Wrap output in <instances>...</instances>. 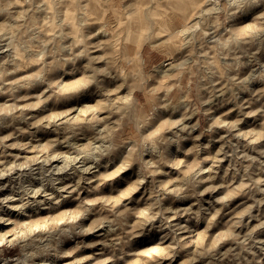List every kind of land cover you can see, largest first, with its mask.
<instances>
[{
    "label": "rangeland",
    "instance_id": "rangeland-1",
    "mask_svg": "<svg viewBox=\"0 0 264 264\" xmlns=\"http://www.w3.org/2000/svg\"><path fill=\"white\" fill-rule=\"evenodd\" d=\"M220 1L0 0V264H264V0Z\"/></svg>",
    "mask_w": 264,
    "mask_h": 264
},
{
    "label": "bare ground",
    "instance_id": "bare-ground-1",
    "mask_svg": "<svg viewBox=\"0 0 264 264\" xmlns=\"http://www.w3.org/2000/svg\"><path fill=\"white\" fill-rule=\"evenodd\" d=\"M211 1H215L213 4V6L212 7H209V8H205L203 11H202V13H207V12H209L211 9H214L216 12H221L223 9H224V7H223V3L220 1V0H211ZM229 1V3H230V5L231 6H233L235 3H236V1L237 0H228ZM209 2H210V0H209ZM237 2H239V1H237ZM241 2V1H240ZM257 1L255 0V3H256ZM212 3V2H211ZM210 3V4H211ZM208 4V3H207ZM236 5V4H235ZM239 5V4H238ZM243 6V5H242ZM258 10H259V8H258ZM199 12V11H198ZM199 15V14H198ZM198 15H196L197 17H200V16H198ZM197 17H195V18H197ZM262 17V16H261ZM264 17V16H263ZM194 18V19H195ZM218 21V20H217ZM199 27H201L200 26V20H196V21H194L192 24H191V26L189 27V28H187L186 29V31L185 32H187V30L190 32L191 31V33H192V30H196L197 28H199ZM206 28V27H205ZM202 30V29H201ZM204 30V29H203ZM202 30V31H203ZM205 31V30H204ZM203 31V32H204ZM206 32V31H205ZM204 32V33H205ZM210 32H212V31H210ZM212 34H213V32H212ZM185 35H187V34H185ZM190 35V34H189ZM210 35V34H209ZM188 36V35H187ZM215 36V35H214ZM251 37V36H250ZM215 39V38H214ZM211 40H213L212 38H211ZM216 40H217V38H216ZM264 40V39H263ZM187 42V41H186ZM251 52V51H250ZM252 54H253V52H251ZM243 54V53H242ZM247 55V54H246ZM252 56V55H251ZM243 58V57H242ZM249 59V58H248ZM258 59V58H257ZM238 60V59H237ZM247 60V59H246ZM250 60V59H249ZM248 62V61H247ZM241 63H243V62H241ZM250 63V62H249ZM260 63V62H259ZM168 64V63H167ZM264 64V63H263ZM244 65V64H243ZM245 66V65H244ZM170 67H172V66H170ZM169 67V68H170ZM257 67V66H256ZM173 68V67H172ZM174 69V68H173ZM254 69V68H253ZM161 71H163L164 73H168L167 72V70H168V68H162V69H160ZM244 77V76H243ZM258 78H259V76H258ZM251 79V78H250ZM253 79V78H252ZM251 79V80H252ZM242 80H244V79H242ZM250 81V80H249ZM253 82V81H252ZM256 82V81H255ZM77 88V87H76ZM252 88V87H251ZM221 92V91H220ZM253 92V91H252ZM262 92V91H261ZM216 96V95H215ZM259 98V97H258ZM250 108V107H249ZM260 108V107H259ZM262 108V107H261ZM192 117V116H191ZM71 119V118H70ZM55 121V120H54ZM66 121V120H65ZM68 122V121H67ZM63 123V122H62ZM57 125V124H56ZM58 126V125H57ZM181 128V127H180ZM180 130V129H179ZM66 136V135H65ZM71 137V136H70ZM69 138V137H68ZM74 140V139H73ZM68 143V142H67ZM66 143V144H67ZM73 143V142H72ZM76 143V142H75ZM78 143V142H77ZM38 145V144H37ZM72 147V146H71ZM84 161V160H83ZM88 162V161H87ZM83 164V163H82ZM60 165V164H59ZM91 165H92V163H91ZM89 166V165H88ZM86 167V166H85ZM90 167V166H89ZM92 167H94V166H92ZM58 168V167H57ZM81 168V167H80ZM80 168H79V170H80ZM84 169V168H83ZM203 170V169H202ZM83 171V170H82ZM87 171V170H86ZM201 171V170H200ZM199 173V172H198ZM60 181V180H59ZM46 188V187H45ZM60 189V188H59ZM36 190H37V188H36ZM42 191V190H41ZM67 191V190H66ZM11 193V192H10ZM48 193V192H47ZM5 195V194H4ZM4 197V196H3ZM7 197V196H6ZM23 197V196H22ZM49 197V196H48ZM1 198V197H0ZM13 198V197H12ZM24 198V197H23ZM34 198V197H33ZM4 200V199H3ZM42 200V199H41ZM25 202V201H24ZM39 202V201H38ZM44 202V201H43ZM229 202V201H228ZM227 202V203H228ZM23 203V202H22ZM48 203V202H47ZM212 203V202H211ZM25 204V203H24ZM52 204V203H51ZM14 206V205H13ZM11 207V206H10ZM16 207V206H15ZM19 207V206H18ZM46 207V206H45ZM48 207V206H47ZM1 208V207H0ZM13 209V208H12ZM176 213V212H175ZM262 216V215H261ZM260 216V217H261ZM261 220V219H260ZM238 223V222H237ZM184 224V223H183ZM235 224V223H234ZM243 224H245V223H243ZM261 224V223H260ZM263 224V223H262ZM179 225V224H178ZM248 226V225H247ZM260 226V225H259ZM110 227V226H109ZM189 227V226H188ZM252 227V226H251ZM113 229V228H112ZM111 229V230H112ZM249 229H251V228H249ZM115 230V229H114ZM259 230V229H258ZM229 231V230H228ZM232 232V231H231ZM241 232V231H240ZM103 233V232H102ZM245 233V232H244ZM243 233V234H244ZM253 233V232H252ZM262 233V232H261ZM109 234V233H108ZM104 235V234H103ZM251 236V235H250ZM253 238V237H252ZM259 242V241H258ZM219 245V244H218ZM230 246V245H229ZM240 246V245H239ZM249 246V245H248ZM233 247V246H232ZM230 249V248H229ZM246 249V248H245ZM252 249V248H251ZM221 251H223L222 249H221ZM229 251V250H228ZM240 251V250H239ZM262 252V251H261ZM235 253V252H234ZM239 253V252H238ZM243 255V254H242ZM259 255V254H258ZM220 256V255H219ZM222 256V255H221ZM261 256V255H260ZM44 258V257H43ZM248 259V258H247ZM243 260V259H242ZM40 261V260H39ZM234 261V260H233ZM238 261V260H237ZM41 262H44V261H41ZM27 264H29V263H27ZM41 264V263H40ZM42 264H45V263H42Z\"/></svg>",
    "mask_w": 264,
    "mask_h": 264
}]
</instances>
